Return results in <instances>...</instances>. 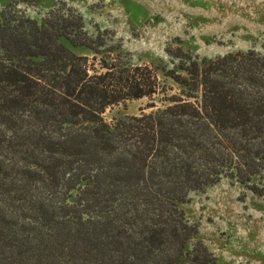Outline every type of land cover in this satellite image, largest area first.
I'll list each match as a JSON object with an SVG mask.
<instances>
[{"label":"trees","instance_id":"16d2710c","mask_svg":"<svg viewBox=\"0 0 264 264\" xmlns=\"http://www.w3.org/2000/svg\"><path fill=\"white\" fill-rule=\"evenodd\" d=\"M17 7L0 11V264H219L180 205L223 180L264 196V39L213 59L169 46L154 67L73 9Z\"/></svg>","mask_w":264,"mask_h":264},{"label":"rangeland","instance_id":"374dc122","mask_svg":"<svg viewBox=\"0 0 264 264\" xmlns=\"http://www.w3.org/2000/svg\"><path fill=\"white\" fill-rule=\"evenodd\" d=\"M13 3L38 21L53 8L73 9L91 37L104 35L105 49L154 67L168 64L169 46L213 59L258 50L264 39V0H0V11ZM162 97L121 102L103 116L149 113L164 107ZM180 209L197 229L192 243L201 242L219 264H264V196L223 180L192 192Z\"/></svg>","mask_w":264,"mask_h":264}]
</instances>
